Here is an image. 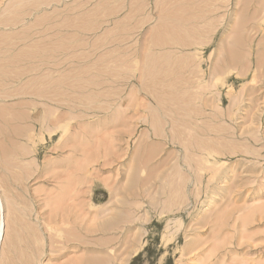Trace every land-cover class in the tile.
<instances>
[{
    "label": "rangeland",
    "instance_id": "1",
    "mask_svg": "<svg viewBox=\"0 0 264 264\" xmlns=\"http://www.w3.org/2000/svg\"><path fill=\"white\" fill-rule=\"evenodd\" d=\"M0 200V264H264V0H0Z\"/></svg>",
    "mask_w": 264,
    "mask_h": 264
},
{
    "label": "bare ground",
    "instance_id": "2",
    "mask_svg": "<svg viewBox=\"0 0 264 264\" xmlns=\"http://www.w3.org/2000/svg\"><path fill=\"white\" fill-rule=\"evenodd\" d=\"M184 123V122H183ZM182 124V123H181ZM182 143V142H181ZM2 204H1V200H0V239L3 237V223H2V219H1V215H2Z\"/></svg>",
    "mask_w": 264,
    "mask_h": 264
}]
</instances>
